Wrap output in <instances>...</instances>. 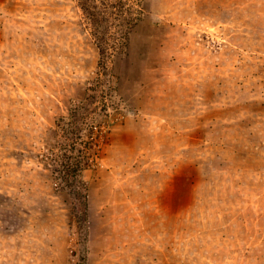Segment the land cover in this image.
Returning a JSON list of instances; mask_svg holds the SVG:
<instances>
[{
    "label": "rangeland",
    "instance_id": "obj_1",
    "mask_svg": "<svg viewBox=\"0 0 264 264\" xmlns=\"http://www.w3.org/2000/svg\"><path fill=\"white\" fill-rule=\"evenodd\" d=\"M0 264H264V0H0Z\"/></svg>",
    "mask_w": 264,
    "mask_h": 264
},
{
    "label": "trees",
    "instance_id": "obj_2",
    "mask_svg": "<svg viewBox=\"0 0 264 264\" xmlns=\"http://www.w3.org/2000/svg\"><path fill=\"white\" fill-rule=\"evenodd\" d=\"M83 5V8L85 9V6H84V4H82ZM101 40H103L104 42H105V39H104V37L102 36L101 38H100V41ZM98 47H99V50H100V54H101V56H105L106 55V51H107V49L102 45V44H98ZM104 64V60H102V61H100V64ZM105 65V64H104Z\"/></svg>",
    "mask_w": 264,
    "mask_h": 264
}]
</instances>
